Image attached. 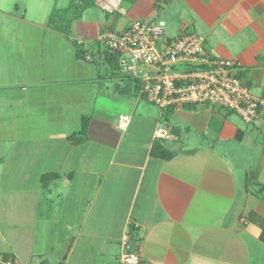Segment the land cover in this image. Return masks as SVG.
<instances>
[{
  "label": "crops",
  "instance_id": "1",
  "mask_svg": "<svg viewBox=\"0 0 264 264\" xmlns=\"http://www.w3.org/2000/svg\"><path fill=\"white\" fill-rule=\"evenodd\" d=\"M135 20L162 22L167 39L203 37L204 51L235 61L264 98V0H94L68 39L93 42ZM44 28L54 53L45 83L21 88L13 129L0 131V255L115 264L128 250L142 264H264V110L252 124L208 105L161 111L118 76L80 65L48 17ZM82 123L86 139L70 142ZM157 128L174 138H155Z\"/></svg>",
  "mask_w": 264,
  "mask_h": 264
},
{
  "label": "built area",
  "instance_id": "2",
  "mask_svg": "<svg viewBox=\"0 0 264 264\" xmlns=\"http://www.w3.org/2000/svg\"><path fill=\"white\" fill-rule=\"evenodd\" d=\"M164 30L162 22L135 20L122 31L102 30L93 47L76 43L83 47L80 52L88 63L102 64L105 52L115 57L116 74L130 78L137 85V96L161 111L183 105H208L236 114L245 124L258 119L264 110V98L251 94L235 61L205 52L201 36L182 33L167 39ZM154 136L174 138L165 128H157ZM127 240L128 237L122 239L123 246ZM0 264L18 263L12 256L0 255ZM115 264L142 261L138 253L125 250Z\"/></svg>",
  "mask_w": 264,
  "mask_h": 264
},
{
  "label": "rangeland",
  "instance_id": "3",
  "mask_svg": "<svg viewBox=\"0 0 264 264\" xmlns=\"http://www.w3.org/2000/svg\"><path fill=\"white\" fill-rule=\"evenodd\" d=\"M78 2L79 0H73L70 5L69 0H57L56 3L55 0H0V120H4L3 123L0 122V131L6 127L13 129L11 102L13 98H18L20 93L23 94L24 90L21 88L31 92L34 89L31 83H45V75L41 74L40 68L53 63L54 53L48 51L53 50L48 49L46 45L49 43L42 41L40 37L45 34L44 25L53 6L56 4L58 8L70 5L69 12L61 19L72 22L73 19H78L82 12H78V8L72 9ZM43 28L44 31L41 32ZM73 35L76 36L74 32ZM64 38L69 44L72 41H80L85 43V48L94 46V41L86 43L79 39ZM72 50L70 47L65 50L66 63L69 65H75L71 56L70 60L67 56ZM82 60L80 65L93 66L87 63L83 56ZM101 69L103 72L104 67ZM96 95L97 101L105 102L109 107L114 106L112 102L106 100L104 93L99 92ZM232 115L236 116L234 113Z\"/></svg>",
  "mask_w": 264,
  "mask_h": 264
},
{
  "label": "trees",
  "instance_id": "4",
  "mask_svg": "<svg viewBox=\"0 0 264 264\" xmlns=\"http://www.w3.org/2000/svg\"><path fill=\"white\" fill-rule=\"evenodd\" d=\"M129 3H133L135 2L136 0H125ZM77 6L75 5V7H73L72 9L78 10V12H81L82 10L90 7V6H93L94 5V0H79L78 3H76ZM70 8H66V9H53L52 12L50 13V15L48 16V26L55 32L63 35L64 37L66 38H69V29H70V23H71V20L70 21H63V19H61L64 14L66 15L68 12H69ZM72 44L75 48V57L76 59H78L79 61H83L82 60V53L80 52L82 50L83 47H80L75 41H72ZM105 54V58L106 60L98 65V64H94L92 63V65L96 66L98 71L101 72V68L104 67L103 69V72L106 73V75L110 76V77H113V76H118L116 74V70H117V62H116V58L115 57H110L109 55L107 56L106 52L104 53ZM88 63V62H87ZM91 64V63H89ZM101 69V70H100ZM119 77V76H118ZM120 78V77H119ZM121 80L129 85H133V90H134V93L136 94V90H137V85H134V83L132 82V80L130 78H121ZM136 82V81H135ZM86 139V124L85 123H82V127L80 129V131L70 135L68 137V140L72 143H79L83 140ZM3 256L4 258L6 257H9L10 255H1Z\"/></svg>",
  "mask_w": 264,
  "mask_h": 264
}]
</instances>
